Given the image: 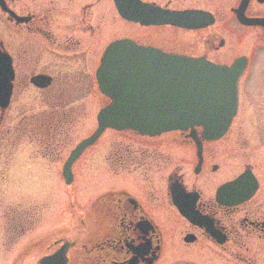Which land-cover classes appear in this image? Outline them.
<instances>
[{
  "label": "flooded vegetation",
  "instance_id": "obj_1",
  "mask_svg": "<svg viewBox=\"0 0 264 264\" xmlns=\"http://www.w3.org/2000/svg\"><path fill=\"white\" fill-rule=\"evenodd\" d=\"M239 17L264 18V0H0V52L13 73L8 105L0 107V153L8 148L11 161L20 147L21 161L58 166L62 180L61 167L76 145L70 146L74 117L87 116L79 110L81 95L94 83L106 100L94 113L96 125L109 102L96 72L106 47L119 39L220 65L245 57L238 100L243 90L264 99L260 84L244 82L253 56L264 54V24ZM114 131L129 134L127 142L101 144L103 132L71 167L73 182V166L82 159L107 169L111 181L93 189L87 203L68 196L76 202L69 213L74 225L62 200L42 198L35 209L33 196L18 201L11 192L13 209L0 211V264L29 257L25 264H45L59 248L65 254L51 264H264V165L254 162L255 147L228 177L222 151L233 143L221 144L227 131L215 140H204L200 127L154 136ZM8 170L14 178L15 167ZM245 171L256 182L253 194L222 203L221 186ZM6 174L0 168L2 186Z\"/></svg>",
  "mask_w": 264,
  "mask_h": 264
},
{
  "label": "water",
  "instance_id": "obj_2",
  "mask_svg": "<svg viewBox=\"0 0 264 264\" xmlns=\"http://www.w3.org/2000/svg\"><path fill=\"white\" fill-rule=\"evenodd\" d=\"M239 18L264 24V18ZM100 59L96 78L109 102L97 113L93 133L78 142L64 160L61 172L67 185L73 182L71 167L75 160L106 129L154 136L200 127L204 140H215L225 134L237 113V81L246 65L245 57L227 66L202 57L168 55L119 39L109 43ZM12 77L11 63L0 52L1 108L8 105ZM255 188L256 182L245 171L221 186L219 194L222 203L232 205L248 199ZM64 254L59 248L41 261L51 264V260Z\"/></svg>",
  "mask_w": 264,
  "mask_h": 264
},
{
  "label": "rangeland",
  "instance_id": "obj_3",
  "mask_svg": "<svg viewBox=\"0 0 264 264\" xmlns=\"http://www.w3.org/2000/svg\"><path fill=\"white\" fill-rule=\"evenodd\" d=\"M252 61L253 66L244 78V82L250 87L260 84L259 86L264 88V54H255ZM246 92H248L249 95H246ZM246 92L243 90V93L240 95L238 100V113L231 122L232 124L228 129L225 138L221 140V144L230 142L233 143V147L230 148V150L225 148V150L222 151L223 170L224 172L229 173L228 177H230V175H236L237 172L242 169V162H244V159H246L247 156H250V153H248L246 149L250 150L252 147H255L254 152L256 154L254 162L261 167L264 165V109L262 108L264 99L261 98L260 94H255L254 92L252 93L249 90H246ZM80 101L79 110L83 113L87 112V116H78L77 118L74 117L75 124L73 126V142L70 146H73L80 138L93 130L96 125L94 113L98 110L102 101L106 100L101 98L98 90L96 89V85L91 83L88 91L81 95ZM127 135L129 134L125 132L121 133L114 130H106L100 138L102 139L101 141H103L101 144L105 145L107 140L110 139L113 142L117 140L127 142L126 138H124H129ZM24 141L25 140H22V143L27 145ZM136 141L138 142V140ZM23 144L21 145L23 146ZM19 148L20 147H17L16 152L15 150L12 151V154L15 152V155L11 161L9 160L10 151L7 150L8 148L0 153V168L3 169L4 175L6 174L7 167L10 168L11 166H14L17 170L13 173L14 178L10 177L8 170L6 174L8 175V178L5 185L3 183V186L0 185V211L13 209L12 194L17 195L16 198L18 201L26 199L29 195L33 196V205H35V209H37L36 206L40 207L42 205V203H40L43 201L42 198H46L49 201L50 198H56L57 200L59 199L64 202V207L66 208V212H68L67 222L69 225H74V215L72 214L70 217V214L73 211L72 205H76V202H78L77 197L79 196L80 201L86 202L89 197V193L93 191V189L96 190L99 187H105L111 182L107 169L100 167L98 164L91 168L87 164L86 160L82 159L79 160L77 165L73 166L74 182L70 186L67 184L65 185L59 178V175L61 174L58 166L55 168H47L43 167L44 164H40L42 165L40 166L39 164L32 163L31 161H28L30 165H27L28 163L26 160L21 161L22 154H20L21 151ZM67 152L68 149L66 148L61 153L62 160ZM98 153L99 150L95 152V154ZM110 153H112V150H110L109 154ZM109 158H111V154L109 155ZM24 163L26 166H24ZM98 163L101 164L100 161ZM27 173H29V175L25 176ZM19 176L22 179L19 178ZM22 176H25L26 179L24 180ZM69 195H74L76 202H69ZM36 203H38V205H36ZM53 206L55 208V205ZM47 218L48 220L43 222L45 223L46 228L49 227L51 220L54 218L52 212ZM28 241L29 236H25L20 240L21 244ZM29 259H31V257H29ZM29 259L27 261H29ZM27 261L23 262V264L27 263Z\"/></svg>",
  "mask_w": 264,
  "mask_h": 264
}]
</instances>
